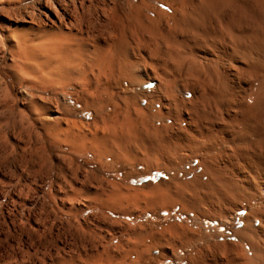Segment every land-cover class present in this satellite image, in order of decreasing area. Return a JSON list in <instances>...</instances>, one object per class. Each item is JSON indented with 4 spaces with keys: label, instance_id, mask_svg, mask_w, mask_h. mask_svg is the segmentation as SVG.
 Here are the masks:
<instances>
[{
    "label": "bare ground",
    "instance_id": "6f19581e",
    "mask_svg": "<svg viewBox=\"0 0 264 264\" xmlns=\"http://www.w3.org/2000/svg\"><path fill=\"white\" fill-rule=\"evenodd\" d=\"M0 12L2 73L29 93L14 114L0 82V264H264V0H0ZM156 146L170 177L145 205L208 208L231 234L177 245L169 227L105 214L147 212L104 174Z\"/></svg>",
    "mask_w": 264,
    "mask_h": 264
},
{
    "label": "rangeland",
    "instance_id": "374dc122",
    "mask_svg": "<svg viewBox=\"0 0 264 264\" xmlns=\"http://www.w3.org/2000/svg\"><path fill=\"white\" fill-rule=\"evenodd\" d=\"M1 16L6 17L8 15L4 12L2 13L0 12V20L3 19V17ZM11 19L16 20V18H13V17ZM17 20L19 19L17 18ZM10 29L11 30L16 29L19 31L22 30L21 26L10 27ZM4 63L6 64L4 65ZM8 64H10L9 56H6L5 59L1 61L0 82L3 81L2 79L7 80V86H6L7 98H8V102L10 103V105L11 104L14 105V107L12 106L14 114L19 115L20 112L23 114L26 112V104L28 101L26 99L29 98V95H28L29 93H26L25 90L20 89L15 84V82L10 76L3 75L1 68ZM67 104L70 105L71 110L77 112L76 116L78 117V119L88 120L91 117V115L78 112L80 111L81 106L75 105V102L72 99L69 100ZM161 151H162L161 149H158V146H156L155 148L147 147L145 150L141 149L140 151H134L130 153L129 155H127L126 159H123V160L117 161L113 158L106 160V163H108L107 165H109L110 169L107 173L104 174V177L107 178L108 180H111V182L113 183L116 181L115 183L117 184L119 183L123 188L129 187L130 188L129 190H131L130 193L132 192V189L135 188L136 190L134 191L136 192L134 194L133 193L134 191H133L132 194H134L137 198H139L138 199L139 209L145 208L146 209L145 211L147 212L144 213L142 211L143 213L140 214L141 216L139 215L136 218L134 217L127 218V217H122L121 215L117 216L115 213L105 212V214H107V216L111 218L113 221H115L116 223L120 222L124 225L127 224L129 226L133 225L131 227L139 229V230H140V227L142 228V230H147V231H150L152 229L150 231L151 233L161 232L165 228L167 229L169 227L167 229L169 231L165 234V237L166 239L171 238V240H174V242L177 245L179 244L185 245L184 243L193 244L195 240L198 241V239L203 236H213L214 234H217V233L224 232V233L231 234V231H229L226 227H222L219 222L212 221L213 218L210 217L211 214L209 213L210 211L208 212L209 210L208 208L206 209L203 208L199 210V211L204 212V215H205L204 216L202 215L203 214L202 212L200 213L199 211L195 212L191 209L182 211L179 205L175 207L167 205V207H165L164 209L159 208V207H154L149 204L145 205V202H146L145 200L147 199L146 193L147 192L152 193L153 190L163 189V185L167 183L170 177L169 175H167V173H165L163 170L160 169L164 167L165 163L163 162L166 161L165 159H162L159 157L160 155H164V152H161ZM51 153L54 156H56V154L61 155L60 152L56 150H51ZM142 153L143 155H146L149 157L148 158L149 161L144 162V164L140 163V158H141ZM82 160L83 159L81 157V159H77L76 162L80 163ZM192 166L195 167V165L193 164ZM157 167H159V169H156ZM185 170L189 171L190 167L186 166ZM198 171H201V170L198 169ZM178 179H180L181 182L191 180L192 174H189L187 176L185 172H180L178 174ZM240 212H239V215L240 216L243 215V211H240ZM207 213L210 215H208ZM206 215L208 216V218ZM239 225H240L239 227L242 226L241 224ZM174 231H178L177 233L179 234L177 235V233H174ZM171 235L172 237H170ZM116 238L117 236H115V239L113 240L114 242H112V245L117 246L118 239ZM224 240L228 241V239L226 238L219 239L220 242H223ZM229 241H233V239L231 238L229 239ZM157 253L153 252V255H156ZM161 261L162 260L157 261L155 258H149L147 260L137 261L135 260V258L132 257L131 260L127 262L126 264H132V263L133 264H137V263L138 264H174L173 262L163 263V261L162 262ZM177 264H186V262L185 261L178 262Z\"/></svg>",
    "mask_w": 264,
    "mask_h": 264
}]
</instances>
